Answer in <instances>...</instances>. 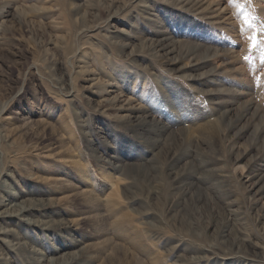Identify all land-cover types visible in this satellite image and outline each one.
I'll return each mask as SVG.
<instances>
[{
    "label": "rangeland",
    "instance_id": "1",
    "mask_svg": "<svg viewBox=\"0 0 264 264\" xmlns=\"http://www.w3.org/2000/svg\"><path fill=\"white\" fill-rule=\"evenodd\" d=\"M0 151L16 264H264V0H0Z\"/></svg>",
    "mask_w": 264,
    "mask_h": 264
},
{
    "label": "bare ground",
    "instance_id": "2",
    "mask_svg": "<svg viewBox=\"0 0 264 264\" xmlns=\"http://www.w3.org/2000/svg\"><path fill=\"white\" fill-rule=\"evenodd\" d=\"M0 151V157H1ZM3 183L0 184V186ZM45 210V204H35L29 203L24 204L12 199H8L5 208L0 210V264H16V259L8 256L15 253V245H20L19 242H14L10 237L14 231L13 224H18L21 227V224L26 227H40V220L36 217H33L37 213H43ZM39 213V215H40ZM17 226V225H15ZM42 260V259H41ZM74 259H65L59 263L52 262V264H79Z\"/></svg>",
    "mask_w": 264,
    "mask_h": 264
},
{
    "label": "snow or ice",
    "instance_id": "3",
    "mask_svg": "<svg viewBox=\"0 0 264 264\" xmlns=\"http://www.w3.org/2000/svg\"><path fill=\"white\" fill-rule=\"evenodd\" d=\"M249 39L251 40V47L252 48H256V47L260 46L261 42L259 41V39L257 37L253 36V37H250ZM245 59L247 60L248 57H245Z\"/></svg>",
    "mask_w": 264,
    "mask_h": 264
}]
</instances>
